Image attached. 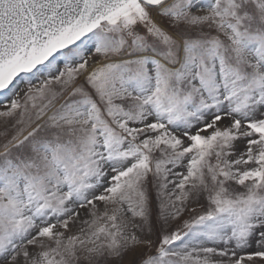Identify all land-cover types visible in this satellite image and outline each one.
<instances>
[{
	"label": "snow or ice",
	"instance_id": "1",
	"mask_svg": "<svg viewBox=\"0 0 264 264\" xmlns=\"http://www.w3.org/2000/svg\"><path fill=\"white\" fill-rule=\"evenodd\" d=\"M0 264H264V0H0Z\"/></svg>",
	"mask_w": 264,
	"mask_h": 264
}]
</instances>
